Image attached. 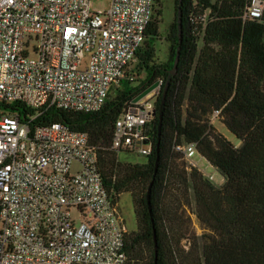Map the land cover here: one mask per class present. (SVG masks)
Listing matches in <instances>:
<instances>
[{
    "label": "built area",
    "instance_id": "2783aa9c",
    "mask_svg": "<svg viewBox=\"0 0 264 264\" xmlns=\"http://www.w3.org/2000/svg\"><path fill=\"white\" fill-rule=\"evenodd\" d=\"M242 17L261 16L264 0H245ZM154 0H0V102L35 111L27 120L0 107V264H127L118 199L98 169L87 132L60 122L33 124L49 107L90 113L112 87L133 81ZM157 92L131 100L112 125L108 150L151 153L148 124ZM215 110L209 116L218 117ZM207 180L196 143L173 146ZM78 169L71 171L72 164Z\"/></svg>",
    "mask_w": 264,
    "mask_h": 264
},
{
    "label": "trees",
    "instance_id": "16d2710c",
    "mask_svg": "<svg viewBox=\"0 0 264 264\" xmlns=\"http://www.w3.org/2000/svg\"><path fill=\"white\" fill-rule=\"evenodd\" d=\"M159 2L154 0V8ZM245 2L174 0L164 62L155 60L160 10L153 11L136 53L135 80L112 87L95 112L49 107L32 121L63 123L87 132L105 148L99 150L98 169L108 193L116 200L129 192L133 201L136 230L125 235L127 264H264V7L260 17L244 20ZM159 79L148 124L151 153L144 163L121 162L107 149L112 125L131 100ZM0 107L21 120L35 113L17 101L0 102ZM215 110L239 146L209 124ZM182 143H196L198 153L225 176L222 186H214L194 167L186 169L182 154L173 149ZM189 197L210 233L184 259L180 208Z\"/></svg>",
    "mask_w": 264,
    "mask_h": 264
},
{
    "label": "rangeland",
    "instance_id": "374dc122",
    "mask_svg": "<svg viewBox=\"0 0 264 264\" xmlns=\"http://www.w3.org/2000/svg\"><path fill=\"white\" fill-rule=\"evenodd\" d=\"M110 0H91L92 7L96 10H107L109 6ZM220 0H212V2H216ZM174 0H160L159 3L155 4L154 11L160 10V15H158L159 23V31L158 37L154 41L155 46V60L156 62H164L167 60L168 52H169V44L166 41V34L168 32V27L173 19L174 14ZM198 46L200 47L202 44L201 37L197 39ZM137 57L132 63V68L135 70V66L137 64ZM133 70V71H134ZM139 77H144V72L139 70ZM139 78V79H140ZM209 124L215 129L216 132L224 135L226 139H228L233 145L239 146L240 141H238L221 123L220 117H212L211 121L209 120ZM117 158L121 162H129V163H144L146 161V156L140 155L135 152H125L121 151L118 153ZM183 159V158H182ZM180 161V160H178ZM193 162H198L197 168H200L202 172L206 175L213 176L210 182L214 186H222L225 181V176L214 167H210L207 165L206 161L201 159L197 154L194 155L191 159ZM186 163V169L193 168L189 162L183 160V164ZM78 164L74 163L71 166V171L74 172L78 169ZM201 173V172H200ZM202 174V173H201ZM203 175V174H202ZM207 179V176H203ZM118 210L119 213L124 220V224L128 232L136 230V217L134 214V207L131 194L129 192H124L119 195L118 198ZM180 211H182V222L180 225V241L179 247L183 251V258L187 259L188 252L191 247L194 246L193 250L195 251L200 247V245L206 240V235L210 233L209 229H207L203 224L199 222L194 213V204L191 197H189V202L183 199V206H181ZM177 263L179 260L181 261V257L175 259Z\"/></svg>",
    "mask_w": 264,
    "mask_h": 264
},
{
    "label": "water",
    "instance_id": "95a60500",
    "mask_svg": "<svg viewBox=\"0 0 264 264\" xmlns=\"http://www.w3.org/2000/svg\"><path fill=\"white\" fill-rule=\"evenodd\" d=\"M177 21H178V32H180L179 13L177 14ZM178 55L179 54H178V50H177L176 56L174 57L173 66H172L171 72H173L175 67H176V64H177V61H178ZM156 86H157V82L151 84L146 89H144L142 92H140L133 100L137 101V100L141 99V101H144V100L152 97L157 92ZM163 94H164V92H163ZM154 114H155V111H153V115ZM156 254H157V243H156V238H155V235H154V257L155 258H156Z\"/></svg>",
    "mask_w": 264,
    "mask_h": 264
},
{
    "label": "crops",
    "instance_id": "0c3cea01",
    "mask_svg": "<svg viewBox=\"0 0 264 264\" xmlns=\"http://www.w3.org/2000/svg\"><path fill=\"white\" fill-rule=\"evenodd\" d=\"M224 136V135H223ZM225 137V136H224Z\"/></svg>",
    "mask_w": 264,
    "mask_h": 264
}]
</instances>
